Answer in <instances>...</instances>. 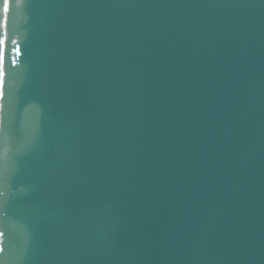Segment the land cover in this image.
Returning <instances> with one entry per match:
<instances>
[{"label":"water","instance_id":"1","mask_svg":"<svg viewBox=\"0 0 264 264\" xmlns=\"http://www.w3.org/2000/svg\"><path fill=\"white\" fill-rule=\"evenodd\" d=\"M0 0V264H264V0Z\"/></svg>","mask_w":264,"mask_h":264},{"label":"snow or ice","instance_id":"2","mask_svg":"<svg viewBox=\"0 0 264 264\" xmlns=\"http://www.w3.org/2000/svg\"><path fill=\"white\" fill-rule=\"evenodd\" d=\"M8 10H9L8 0H4L3 11H4L5 13H7ZM2 43H3V41H0V44H2Z\"/></svg>","mask_w":264,"mask_h":264}]
</instances>
